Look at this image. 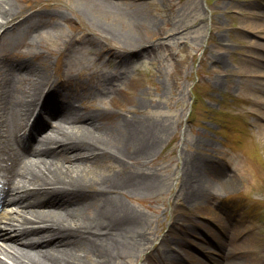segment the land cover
Returning <instances> with one entry per match:
<instances>
[{
	"label": "rangeland",
	"instance_id": "1",
	"mask_svg": "<svg viewBox=\"0 0 264 264\" xmlns=\"http://www.w3.org/2000/svg\"><path fill=\"white\" fill-rule=\"evenodd\" d=\"M19 1L38 4L44 15L26 39L34 46L31 68L17 79L21 92L36 72L54 84L60 76L55 90L80 111L104 106L152 127L134 156L80 163L84 180L96 188L118 171L147 180L111 193L137 219L111 235L119 246L111 258L102 255L105 264H191L189 241L199 243L212 205L229 197L236 211L224 210L233 228L220 241L218 262L264 264V101L256 98L264 97V77L259 85L255 75V69L264 73V28L242 27L264 26V0H95L106 5L104 16L74 9L71 0ZM103 25L116 34L99 30ZM8 41L0 39V55L28 48ZM69 115L60 116L62 125H70ZM148 138V149L139 152ZM201 152L212 159L210 167L201 168ZM68 208L92 211L86 204ZM74 252L82 264L99 257L87 244Z\"/></svg>",
	"mask_w": 264,
	"mask_h": 264
},
{
	"label": "bare ground",
	"instance_id": "2",
	"mask_svg": "<svg viewBox=\"0 0 264 264\" xmlns=\"http://www.w3.org/2000/svg\"><path fill=\"white\" fill-rule=\"evenodd\" d=\"M20 2L0 0V39L19 35L21 30L30 26L41 13V8L36 4L24 6ZM70 2L73 3L74 9L83 13L105 15L106 5L97 3L99 1ZM16 7L25 8L13 11ZM102 23L115 28L111 23ZM105 25L100 26L99 30L116 34ZM242 27L249 32L261 31L264 28L253 22L245 23ZM127 42L135 43L136 40ZM42 75L38 73L35 85L26 90V99L15 96L14 85L9 87L4 84L0 89V107L10 108L11 105L29 110L39 104L45 105L49 92L41 98L44 85L47 84ZM255 75L256 82L260 85V77H264V73L258 74L255 69ZM256 98L258 101H264L260 93ZM64 110L75 115L70 122L73 125L59 128L57 135L48 137L43 145L30 148L33 154L25 158L27 163L23 172L19 174L17 170L16 173V177L26 178L29 184L23 187L13 203L19 204L22 211L31 210L33 206L51 204H57L61 209H32L33 213L40 215L22 216L21 223L19 218L3 223L0 221V239L5 244L13 242L24 246L19 253L0 247V253H6L12 262L0 258V264H82L74 252L80 244L95 246L99 257L91 258V264L93 261L105 264L101 259L102 255L111 258L119 246L114 236L137 219L131 208L111 196V193L128 185L131 180L144 186L147 180L142 174L118 171L96 188L84 180L80 163L96 161L102 155H114L119 159L134 156L136 151L144 146V139L149 133L151 132L150 137L153 135L151 125L129 115H121L117 120L110 121L107 113L100 115L83 111V114H77V109L72 106L65 107ZM81 121V128L76 129V123ZM149 138L145 140L144 149L139 152L148 149ZM204 155L206 154L201 153V157ZM206 166L210 167L207 164ZM69 203L76 206L86 204L85 210L92 211L85 213L76 208L73 212L67 206ZM114 233L116 234L111 236Z\"/></svg>",
	"mask_w": 264,
	"mask_h": 264
}]
</instances>
